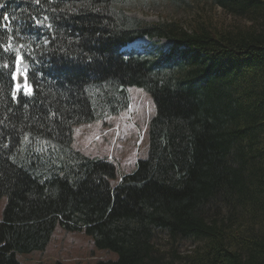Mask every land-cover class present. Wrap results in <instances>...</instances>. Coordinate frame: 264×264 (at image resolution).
Segmentation results:
<instances>
[{"label": "trees", "instance_id": "obj_1", "mask_svg": "<svg viewBox=\"0 0 264 264\" xmlns=\"http://www.w3.org/2000/svg\"><path fill=\"white\" fill-rule=\"evenodd\" d=\"M157 1L0 0V264L58 225L118 254L96 264H264V0H207L244 20L224 29L123 7ZM141 37L171 45L121 51ZM17 56L31 96L12 95ZM131 86L156 114L148 156L114 185L74 127L124 112Z\"/></svg>", "mask_w": 264, "mask_h": 264}, {"label": "rangeland", "instance_id": "obj_2", "mask_svg": "<svg viewBox=\"0 0 264 264\" xmlns=\"http://www.w3.org/2000/svg\"><path fill=\"white\" fill-rule=\"evenodd\" d=\"M123 7L131 16L149 22L167 20L179 22L187 30L201 23L218 29L244 23V20L237 19L207 0H189L182 6L173 3L172 0H159L145 5L136 3ZM161 45L166 49L171 43L166 39L143 37L129 48H136L139 51L149 48L157 54L155 47ZM128 92L131 105L124 113L112 116L108 120L83 123L74 127V148L82 151L84 155L114 162L118 172L117 178L112 183L114 185L123 175L134 172L138 162L148 156L147 129L149 120L156 114V105L147 91L131 86ZM6 200V197L0 199V221ZM158 242L162 247L168 246L167 238L163 234L158 237ZM192 248L193 245L187 243L179 250L187 252ZM117 256L114 251L95 246L93 237L84 231L69 230L58 225L51 242L43 252L35 251L28 255H18V261L23 264H96L99 260H115Z\"/></svg>", "mask_w": 264, "mask_h": 264}, {"label": "snow or ice", "instance_id": "obj_3", "mask_svg": "<svg viewBox=\"0 0 264 264\" xmlns=\"http://www.w3.org/2000/svg\"><path fill=\"white\" fill-rule=\"evenodd\" d=\"M23 56H17L15 59H16V71L12 73V79L14 81H17V83L15 84L14 86V91L12 93V95L14 97H17V96H31L33 93H32V90L28 87H25V83H26V80L24 83L20 82L19 80V77L20 75H24L26 77V73H21L20 72V63L21 61L23 60ZM4 67H8L7 65H5ZM0 75H3V73H0Z\"/></svg>", "mask_w": 264, "mask_h": 264}, {"label": "water", "instance_id": "obj_4", "mask_svg": "<svg viewBox=\"0 0 264 264\" xmlns=\"http://www.w3.org/2000/svg\"><path fill=\"white\" fill-rule=\"evenodd\" d=\"M19 78H20V79H19V80H20V82H22V83H23L24 79H23L22 77H19Z\"/></svg>", "mask_w": 264, "mask_h": 264}]
</instances>
